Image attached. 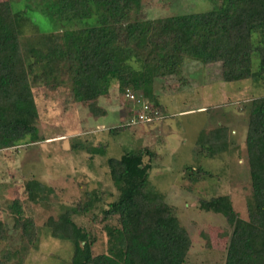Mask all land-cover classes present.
<instances>
[{"label": "trees", "instance_id": "obj_1", "mask_svg": "<svg viewBox=\"0 0 264 264\" xmlns=\"http://www.w3.org/2000/svg\"><path fill=\"white\" fill-rule=\"evenodd\" d=\"M42 2L45 15L61 26L92 17L96 24L81 29L62 26L59 33H40L33 41L24 40L22 27L29 22L25 13H14L9 2H0V150L15 147L25 138L30 144L39 141L31 73L43 62L49 71L64 64L71 94L81 103L107 94L109 79L114 78L121 92H141L160 115L163 107L153 95L152 84L167 77L187 84L182 76L186 59L219 63L225 82L264 77V0H210L208 11L153 20L140 17L143 0ZM254 56L259 62L257 74L252 71ZM247 110L245 147L252 188L248 218L238 216L229 196L200 200L201 209L223 215L232 228L224 264H264V96L251 99ZM228 134L221 126L199 145L208 147L207 155L215 156L228 148ZM155 156L145 149L107 160L118 197L102 212L108 243L105 253L93 254L92 236L73 220L74 215L89 211L91 201L65 207L57 219L46 221L52 237L71 244L69 264H185L190 236L148 178L151 165L144 163V157ZM23 188L31 203L45 204L53 192L35 179L26 180ZM8 211L13 229L34 246L38 229L25 216L21 200L14 198ZM6 237V225L0 221V243ZM9 254H4L0 264H5Z\"/></svg>", "mask_w": 264, "mask_h": 264}, {"label": "rangeland", "instance_id": "obj_2", "mask_svg": "<svg viewBox=\"0 0 264 264\" xmlns=\"http://www.w3.org/2000/svg\"><path fill=\"white\" fill-rule=\"evenodd\" d=\"M4 1L14 13L23 11L28 18L30 23L22 27L24 40L33 41L40 33H59L62 26L81 29L96 24L92 17L61 26L42 11V0H0ZM211 8L210 0H143L140 17L153 20ZM258 63L254 56L255 74ZM132 65L138 67L135 61ZM52 69L46 70L43 62L31 73L39 141L30 144L25 138L15 147L0 150V221L7 228V237L0 243V260L8 252L5 264H69L71 244L52 237L45 223L49 218L57 219L65 207L83 206L87 201L92 207L87 213L74 215L73 220L92 236L93 254L105 253L108 243L102 212L118 197L107 160L148 149L156 155L144 157V163L151 165L149 181L164 195L191 239L185 264H224L232 228L223 215L201 209L200 200L229 196L238 216L248 218L252 188L245 147L247 109L251 99L264 96V77L225 82L219 63L186 59L182 76L187 84L168 77L152 84L153 95L163 107L160 115L141 92L130 89L132 98L127 90L121 92L114 78L109 79L107 94L81 103L71 94L64 64ZM199 107L205 109L197 111ZM152 113L149 121L140 118ZM221 126L228 129V148L209 156L208 147L199 144ZM117 127L125 128L111 132ZM30 179L53 189L45 204L26 200L23 186ZM14 198L21 200L25 216L38 229L34 246L13 229L8 207Z\"/></svg>", "mask_w": 264, "mask_h": 264}, {"label": "built area", "instance_id": "obj_3", "mask_svg": "<svg viewBox=\"0 0 264 264\" xmlns=\"http://www.w3.org/2000/svg\"><path fill=\"white\" fill-rule=\"evenodd\" d=\"M130 92V90H127V96H130L131 98L133 97L132 95H128ZM143 109L144 110H148V106L147 105H144L143 106ZM145 112V111H144ZM140 118H142L143 120L145 119L146 121H149L151 120L152 117H145L143 114L140 116Z\"/></svg>", "mask_w": 264, "mask_h": 264}, {"label": "crops", "instance_id": "obj_4", "mask_svg": "<svg viewBox=\"0 0 264 264\" xmlns=\"http://www.w3.org/2000/svg\"><path fill=\"white\" fill-rule=\"evenodd\" d=\"M202 109H205V108H204V107H199V108H197L196 110L199 111V110H202ZM190 111H193V110H190ZM190 111H184L183 113H185V112H190Z\"/></svg>", "mask_w": 264, "mask_h": 264}]
</instances>
